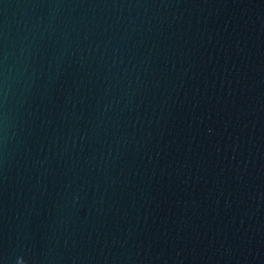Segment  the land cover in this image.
Segmentation results:
<instances>
[{
	"label": "water",
	"instance_id": "obj_1",
	"mask_svg": "<svg viewBox=\"0 0 264 264\" xmlns=\"http://www.w3.org/2000/svg\"><path fill=\"white\" fill-rule=\"evenodd\" d=\"M0 264H264V0H0Z\"/></svg>",
	"mask_w": 264,
	"mask_h": 264
}]
</instances>
